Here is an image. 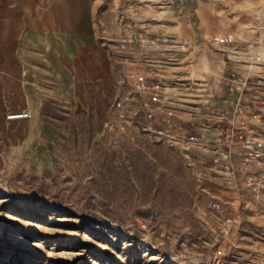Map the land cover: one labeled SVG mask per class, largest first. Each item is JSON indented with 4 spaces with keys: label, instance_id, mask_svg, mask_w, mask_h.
<instances>
[{
    "label": "rangeland",
    "instance_id": "374dc122",
    "mask_svg": "<svg viewBox=\"0 0 264 264\" xmlns=\"http://www.w3.org/2000/svg\"><path fill=\"white\" fill-rule=\"evenodd\" d=\"M98 29L119 88L133 92L141 73L161 78L178 86L165 108L188 114L179 100H189L197 117H148L138 91L117 107L118 89L101 116L78 115L80 135L51 167L0 168V264H214L217 249L225 264H264V167L237 143L221 173L228 180L210 161L233 113L237 127L264 138V85L255 84L264 78V0H101ZM227 33L235 46L212 40ZM251 54L262 64L249 65ZM229 87L240 93L231 114ZM188 131L197 135L189 158L172 138Z\"/></svg>",
    "mask_w": 264,
    "mask_h": 264
},
{
    "label": "crops",
    "instance_id": "0c3cea01",
    "mask_svg": "<svg viewBox=\"0 0 264 264\" xmlns=\"http://www.w3.org/2000/svg\"><path fill=\"white\" fill-rule=\"evenodd\" d=\"M100 3L0 0V168L51 167L80 135L78 115L101 116L118 89L126 91L98 29ZM239 95L228 88V114ZM22 110L28 116H7Z\"/></svg>",
    "mask_w": 264,
    "mask_h": 264
},
{
    "label": "built area",
    "instance_id": "2783aa9c",
    "mask_svg": "<svg viewBox=\"0 0 264 264\" xmlns=\"http://www.w3.org/2000/svg\"><path fill=\"white\" fill-rule=\"evenodd\" d=\"M214 43L218 45H229L235 46V38L232 34H215L212 38ZM146 44H150L151 46L160 47L161 43L156 38H146L144 39ZM249 65L252 64H262V58L259 54H251L250 58L246 60ZM137 84L135 90L131 91H121L118 96L114 98V105L117 107H121L124 101H129L135 99V92H143L146 94L148 103L146 107V115L148 117H152L155 110H159L168 114L169 116H174L175 112H172V109L165 108V105L162 104L164 100L170 101V103H176L177 99L174 98V95L177 93L178 86L176 84L170 85L166 83L161 78L157 79H148V77L144 74H137L136 76ZM229 79L231 81H237L236 76L233 72L229 73ZM243 86L249 84V75H245L239 81ZM255 84L264 85V78L262 76H258L255 79ZM171 88V94L168 92ZM173 89V90H172ZM189 109V117L196 118L198 106L196 103H193L189 100H179ZM138 108H134L132 110V114H136ZM8 117L12 116H28V111H20L16 113L7 114ZM236 117H233L232 122L223 130L214 135V141L210 148L212 152V156L210 158L212 166L215 168L216 178H221L224 180H228L227 176L223 177L222 172L224 170H229L232 167L231 163V144L237 143L241 144L242 147L248 150L249 155L253 158L259 160L261 166L264 167V138L255 134L249 130H243L237 127L235 124ZM173 140L175 143L179 145L183 155L187 158L191 157V148L194 146V143L197 141V135L193 131H188L186 134L184 132L173 135ZM242 169V166H241ZM231 217L228 215H224L222 217L220 223V233L223 236H226L230 231ZM225 256L221 249L216 250V259L214 264H225ZM228 264H258L254 259L250 257L242 258L239 261H232Z\"/></svg>",
    "mask_w": 264,
    "mask_h": 264
}]
</instances>
